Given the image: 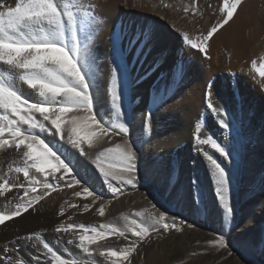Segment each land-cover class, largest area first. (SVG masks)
I'll use <instances>...</instances> for the list:
<instances>
[{
	"label": "snow or ice",
	"instance_id": "1",
	"mask_svg": "<svg viewBox=\"0 0 264 264\" xmlns=\"http://www.w3.org/2000/svg\"><path fill=\"white\" fill-rule=\"evenodd\" d=\"M124 3L131 6L129 0H124ZM241 3L242 0H222L219 8L221 18L195 39L188 31H183L180 34L182 42L203 54L204 59H210L207 55L208 42L219 29L229 24ZM159 6L177 11L165 0H160ZM113 7L115 5L111 0H17L14 6L0 3V150H15L20 156L18 166H9L6 173L0 174V197L13 193L14 189L23 190L22 195L13 193L15 203L10 208L0 209V225L28 212L50 191L60 187V182L69 188L80 185L84 179L78 170L80 156L95 157L93 163L96 169L116 196L122 195L127 186L137 189L142 180L153 174L138 168L140 157L134 147L142 141L144 133L152 132L148 121L153 113L151 110L147 112L145 125L140 130L141 137L133 141V98L130 92L149 75V72L139 75L136 65L142 64L141 57L147 56L146 49L155 38L154 30L147 26L123 24L117 29L113 25L110 34L112 66L104 96L96 85L89 48L80 38L81 30L95 32L97 28H102L108 18L105 9ZM152 7L158 5L153 4ZM180 10L184 19L190 22L196 20L197 14L203 15L196 0H190ZM169 27L175 29V25ZM252 68L264 77V64L257 67L253 61ZM177 74L182 80L186 67L178 70L174 65L172 76ZM174 82L173 79L162 86L153 96L154 106L159 108L167 102ZM211 95V90L206 91L205 107L209 114L221 116L219 124L228 129L229 121L223 117L230 113L214 107ZM101 112L104 114L101 115ZM200 129L201 125L197 124L195 144L209 145L222 157L221 162H217L209 152L198 148L211 163L215 196L225 219H230L233 205L229 163H234L236 156L229 144L218 142L212 135L201 138ZM45 134L49 135L41 138ZM117 137H121L118 142ZM21 174L23 182H17ZM198 180L199 177H196L195 181ZM113 181L118 184L114 185ZM195 186L199 188L198 184ZM38 187H42L43 191L38 192ZM173 194L185 200L190 212L201 211L192 197L191 186L186 196L176 190ZM74 195L92 198L91 203L82 205L84 212L95 207L99 216L105 215L107 204L97 205L101 196L89 187H83L82 192L76 191ZM200 203H203L202 199ZM71 207L80 206L73 204ZM151 209L134 213L140 219L128 222L127 231L133 239L122 248L105 247L102 243L107 242L110 236L127 238L126 232L115 226L61 222L54 231L68 234L66 243L79 250L78 258L62 259V254L58 255L54 246L42 239L40 232H34L29 236L17 235L9 244L0 247V264H53V261L55 264H132V257L140 243L152 232H179L181 229L177 224L186 223V219L178 220V214L169 215L167 208L161 211L156 204H151ZM65 211L61 207L59 215L64 216ZM71 219L69 216L68 220ZM187 227L193 228L194 225L188 223ZM57 239L58 243L62 242L63 236ZM210 243L219 249H229V242L223 233ZM239 243L241 246L252 244L251 241ZM256 243L264 246V233ZM22 250H25L27 258L21 254ZM228 254L231 255V251ZM97 256L101 259H94Z\"/></svg>",
	"mask_w": 264,
	"mask_h": 264
},
{
	"label": "bare ground",
	"instance_id": "2",
	"mask_svg": "<svg viewBox=\"0 0 264 264\" xmlns=\"http://www.w3.org/2000/svg\"><path fill=\"white\" fill-rule=\"evenodd\" d=\"M13 1L14 0H7V2ZM219 1L222 6V0ZM165 2L172 4L177 11L164 9L162 6H159L160 0H139V3L137 0H129L131 6L126 5L124 0H111V3H113L115 7L105 9V14L108 18L103 27L97 28L95 32H92L91 29L87 31L81 30L80 38L82 43H86L89 48L92 70L95 72L96 85L100 94L104 96L109 86L108 73L112 66L110 34L113 25H115L117 29H120L121 24H123L124 26L131 25L136 27L147 26L149 29L154 30L155 38L146 49L148 53L147 56L141 57L143 63H137L136 65L139 75H143L145 72H149V75L141 83L135 85L131 89L130 95L133 98L132 115L136 113L141 118V115L147 114V112L151 110L153 114L150 124L152 123L156 133L153 138H151L152 140L150 139L151 144L148 143V149H153L155 152L162 150L161 157L159 158L160 160H165L166 154L175 152L176 154L173 156L172 161L177 163L176 165H178L179 170H181L182 173L186 172L188 163H192L193 169L198 172L196 177H199L197 181L199 185L203 184L209 187L210 184L208 179H211L212 182H214V180L212 179L211 172L207 175L203 174L204 170L201 163L205 160L203 152L201 151L197 155L194 153L195 149L193 151L189 146L185 151H179L177 148V145L183 140L191 142L192 130H194L192 129V122L195 118L197 120L198 116L207 110L204 105L206 102V91L211 90L212 95L210 99L213 106H216L222 111L224 108H228L230 111V108L233 107L231 102L235 104L238 102L248 104L252 101L251 103H255L254 107L252 106L253 108L251 109V120L254 119L261 122L260 125L263 124V129L260 134L254 135H257L256 138L251 136L252 140H250L247 145V150L249 154L252 149H255L258 156L264 159V77H260L259 73L252 68L253 61L256 62L257 67L264 64V0H242L241 5L238 6L229 24L219 29L208 42L209 48L207 55L210 59H204L203 54L198 53L197 50L190 49L187 43L182 42L180 34L183 31H188L190 36L195 39L201 33L210 29L213 23L221 18L222 14L218 11L216 15L213 16L214 20L211 21L212 17L198 5L203 15L201 17L197 14L196 20L190 22L184 19V13L180 10L183 5L189 4L190 0H165ZM153 4L158 5V7L153 8ZM169 25H175V29L169 27ZM89 36H92V39L89 40ZM154 61L156 62L155 66L153 65ZM174 65L178 70H183L186 67V75L183 76L182 80L180 74L174 77L172 76ZM173 79L175 82L171 84V90L168 92L169 99L162 107L157 108L152 104L153 96L160 91L162 86L169 84ZM137 100L140 102L138 105L134 106ZM179 112H182L184 115L185 124L183 127H181L178 121L179 118L177 114ZM100 114L103 115L104 113L101 112ZM166 118L171 119L167 125L164 122ZM221 118L222 117L219 116V120ZM225 119L227 118L225 117ZM216 125L218 126V130L214 138L219 140L220 138H224V135H228L227 132L230 133L228 129H225L228 130L226 133L224 131L222 133V125L218 124V122ZM136 127L137 124L134 122L132 129L136 130ZM246 128L243 130L244 132H242V134L245 133L247 137L250 138L248 135L250 134L251 128L249 131H247ZM219 130H221V132ZM207 133L208 129L206 127L200 129L201 138H206L208 136ZM239 136L241 137V135ZM255 139L262 141L257 147H254ZM240 146H242L241 142ZM198 148H202L204 151L214 150L211 149L209 145L198 146ZM78 159L79 167H86V163L82 158L78 157ZM14 161L15 163H13ZM19 162L20 156L15 150L9 149L1 151L0 174L6 173L9 166L13 168L18 166ZM166 163L165 161H162V163L160 162L161 165L158 169L162 170L163 165H167ZM254 163L258 165L257 161ZM13 176H15V173H13ZM91 178L94 182H98V178L95 176L94 172H92ZM22 180L23 176L21 174L17 182H22ZM258 186L263 187L262 194L264 195V184H259ZM83 187L85 186L77 185L73 189L69 188L66 191H61L59 188L60 191L58 190L53 194L51 193L52 195L47 199L49 208L42 202H39L40 204L38 206L36 205L30 208L25 214L14 217L10 221H6V226L0 225V247L9 244L17 235L25 236L28 232L30 233L33 231L35 226L46 228L52 225L54 229L55 224L59 222L58 210L55 209V206L60 201L65 204L67 200L63 199L66 198L69 192L75 190L82 192ZM22 192L23 190H13L15 195H22ZM195 192L200 194L198 188H196ZM13 193L6 194L5 197H0V209L6 210V208H10L15 203ZM175 197L174 195L172 198L175 200ZM81 199L76 202L80 203V207L77 208L80 211V216L83 217L86 213L82 210V205L87 203V200ZM173 203L184 210L186 208L184 203L180 200L173 201ZM88 212L92 214L95 213L99 216L95 207ZM72 214L70 215L72 216ZM100 218L102 217L100 216ZM88 224L87 222V225ZM52 234L55 236L57 233L53 230L51 235ZM62 235L63 242L66 243L68 234ZM52 238L53 236L48 239L46 238V241L51 243L53 242ZM21 254H26L25 250H22Z\"/></svg>",
	"mask_w": 264,
	"mask_h": 264
},
{
	"label": "rangeland",
	"instance_id": "3",
	"mask_svg": "<svg viewBox=\"0 0 264 264\" xmlns=\"http://www.w3.org/2000/svg\"><path fill=\"white\" fill-rule=\"evenodd\" d=\"M16 2L17 0H14L13 2L1 0L0 3H6L9 6H14ZM196 2L203 11H207L209 16L212 17L211 21H213V16L216 15V13L219 11L221 2L219 0H196ZM139 102L140 101L137 100L134 106L138 105ZM251 102L248 104H244L241 102L235 104L234 102H231V105L233 107L230 108V111L228 110V108H224L223 110L224 113H230V115H227L225 117L229 121L228 130L231 134L227 132L229 136L224 135L225 139L220 138L218 142L229 144L233 148L234 154L236 156L235 162L229 163V167L232 170L230 196L233 205V216L230 219H225L222 206L219 205L218 197L215 196L214 182H212L211 179L207 178L210 184L209 187L203 184L199 185V183L195 181L196 174H198V172L197 170L193 169L192 163H188L186 172L182 173V171L179 170L178 165H176L177 163L172 161L173 156L176 154L175 152L166 154V159L160 160L159 158L161 157L162 150L155 152V150L153 149H148V145L151 144V138H153L156 133L151 123L153 129L151 134L144 133L142 141L138 144H134V147L138 149V156L140 157L138 168L141 170L147 169L153 174L150 175L147 179L142 180L137 189L133 190L131 186H127L122 195L116 196L113 195V193L110 191L107 184L104 182L102 175L99 173V170L96 169L95 164L93 163L95 157L92 155H89V157L80 156L86 163L87 167L86 168L84 166L82 168H78L80 176L84 175V179L81 181L80 185L89 187V190L95 191L96 194L101 196V200L97 202V205L107 204L105 215L100 218V216H97L95 213L92 214L90 212H85L86 214H84L83 217L80 216L81 214L78 208L71 207V205L75 204L79 206L80 203L76 201L81 199V197V200L85 199L87 200V203H91L92 198H85L83 195H81L80 197H76L73 193H75L77 190H71L72 192H69V194L66 195V198L63 199L67 200L66 203L64 204L62 201H60L55 206L56 208L54 207L56 210H58V212L56 211L58 215L60 212L59 209H61V207L66 209L64 216L59 215V222H57L55 226L61 222H73V224H79L81 220L82 221L80 223H84L86 226L110 224L119 228L121 231H125L127 238L110 236L107 242L102 243H104L105 247L122 248L130 240L133 239L131 233L127 231L128 222L131 219H140L135 217L134 213L137 211H143L144 209L152 211L151 204H156L157 208H159L161 211L167 208L169 210V215L178 214V220L186 219V223L177 224V227L181 229V231L179 232L175 230L164 232L162 230L158 235L157 233L152 232L145 241L140 243L137 253H135L132 257V264H264V246L258 245L256 243L259 236L264 233V195L262 194L263 187L258 186L259 184H264V159L258 156L255 149H252L251 153L249 154L247 150V145L249 144L250 140H252L251 136L256 138V136L262 131L263 124L260 125L261 122H259L258 120H251V109L255 104ZM204 105H206V102L204 103ZM179 113L177 114L179 118L178 121L181 127H183L185 124L183 118L184 115L182 114V112ZM141 116L142 117L140 118V116H138V114L136 113L133 115V125L134 122L137 124L136 130L132 129L133 125L131 126V139L133 141H137L138 139H140V130L143 129L145 125L144 122H146L147 114ZM170 121V118H166L164 122L167 125ZM150 122L151 121H148V123ZM217 122L219 124V116H217L215 113L209 114L208 110H205V112L201 113L198 116V119L196 120L195 118L192 122V129L194 130H192L191 142L188 140L181 141V143L177 145L179 151H185L189 146L191 147V149H193V151L195 149L194 153L198 155L201 151H197L198 146L195 145L194 140L197 124L201 125V129L206 127L208 129L207 135H212L214 138L218 130V126L216 125ZM259 125L262 127H260ZM245 128L247 131H249V129L251 128L250 134L248 135L250 136V138L247 137L245 133H243L244 135L242 134ZM221 130L222 133L223 131L225 133L226 131H228L224 128ZM221 130L219 131L221 132ZM233 130L235 131V133ZM255 134L257 135L254 136ZM47 135L49 134H45L44 136H41V138H45V136ZM239 135H241V137ZM120 139L121 137H117V142ZM240 142L242 146H240ZM261 143V140L255 139L254 147H257ZM1 151L4 150H0V152ZM205 151L213 155V158L217 159V162H221L222 157H220L218 153H215V150ZM206 160L207 159L205 157V160L201 162L202 168L204 170V175L209 174L211 169L210 161ZM162 161L167 162L166 164L168 166L163 165V169L160 170L158 168L161 165L160 162L162 163ZM255 161H257L258 165H255ZM92 172H94L95 176L98 178V182H94L91 178ZM80 176H77V178L79 179ZM49 180L51 181L52 178H49ZM85 181H87V183H85ZM193 181H195V184L199 185L200 189L198 188V190H200V194H197L195 192L197 187L195 186ZM60 183L61 186L56 188L55 191H50V194L45 196L44 200L40 201V203L42 202L49 208L47 199L53 193L58 191L59 188L61 191H66L69 189V187H65L63 185V182ZM113 184L117 185L118 182L113 181ZM75 186L77 185H74L70 189H73ZM190 186L192 197L197 202V206L201 209V211L199 212H190L186 207L185 200L178 199L176 197L174 200L172 198L174 196L173 190H176L186 196ZM37 191L42 192L43 188L38 187ZM201 199L203 200L202 204L200 203ZM176 200H180L184 203L186 207L185 210L173 203V201ZM40 203H37L36 205L38 206ZM76 211L78 214L76 213ZM70 214H72V216ZM69 216L72 217L71 220L67 219ZM87 222L89 223L88 225ZM188 223L193 224L194 227L188 228ZM53 230L54 229L52 225L47 226L46 228L35 226L33 231H31L30 233L28 232L26 235L29 236L31 233L40 232L42 234V239H44L45 237L48 239L49 237L53 236V242H51L50 245L54 246V250H57L58 255H61L62 253V259H67L70 257L74 259L78 258L79 250L72 245L70 247V245H67L63 241L58 243L57 238L60 237V235H63H51V233H53ZM221 233H223L226 240H228L229 249H219L217 246H214L210 243L211 241L218 239ZM240 241H251L252 244L250 246H241V244L239 243ZM229 251H231V255L228 254ZM24 255L27 258L26 254ZM49 259L51 258L49 257ZM94 259L100 260L101 258L97 256L94 257ZM53 264H55V261H53Z\"/></svg>",
	"mask_w": 264,
	"mask_h": 264
}]
</instances>
